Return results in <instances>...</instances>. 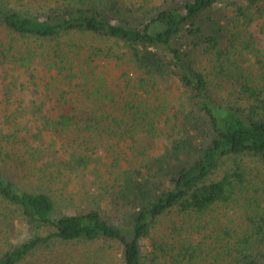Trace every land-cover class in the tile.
Masks as SVG:
<instances>
[{
    "label": "trees",
    "instance_id": "trees-1",
    "mask_svg": "<svg viewBox=\"0 0 264 264\" xmlns=\"http://www.w3.org/2000/svg\"><path fill=\"white\" fill-rule=\"evenodd\" d=\"M10 1L0 0V65L30 67L40 58L75 80L94 57L125 60L143 105L166 116L160 128L127 100L120 109L130 122H106L66 91L47 110L44 102L34 107V139L46 130L74 133L85 148L99 130L128 139L130 151L113 159L108 181L89 196L93 205L66 212L44 191L17 188L28 176L23 165L48 184L57 165L36 164L46 149L18 134L19 124L0 127V264H48L32 260L52 247L81 248L53 264H264V50L253 30L264 35V0ZM151 90L160 92L153 103ZM83 150L72 168L90 162ZM222 208L235 218L212 217ZM167 215L172 231L189 238L154 236ZM201 232L211 252L190 239Z\"/></svg>",
    "mask_w": 264,
    "mask_h": 264
},
{
    "label": "rangeland",
    "instance_id": "rangeland-1",
    "mask_svg": "<svg viewBox=\"0 0 264 264\" xmlns=\"http://www.w3.org/2000/svg\"><path fill=\"white\" fill-rule=\"evenodd\" d=\"M137 1L148 5H158L163 0ZM20 3L11 0L9 5L17 6ZM253 30L257 37L258 46L264 50V35L258 33L255 25ZM89 37L85 36L82 43L87 42ZM101 44L103 45L102 42ZM34 62L30 67L23 65L19 67L13 63L0 65V127H4V131H12L14 123L19 124L21 132L19 130L18 134L25 135V137L27 135L31 143L46 149L45 154L39 153L40 156H38L36 164L40 165L48 161L55 162L57 167H52V169L57 172L55 178L51 180L53 182L48 184L42 181L44 176L41 177L36 173L30 176L31 167L23 165L21 174L27 170L28 176H21V179H18L17 188L21 190L38 189L52 195L58 202L59 209L64 212L90 207L93 204L89 205V196L97 192L100 185L107 182L111 172L115 170L116 163L113 162V159L118 158L119 161L124 153L130 151L127 148L128 139L126 141L120 140L117 138L119 133L113 131L117 134V137H114L111 133L101 130L97 131L98 134L100 133L99 136L97 134L89 136L91 140H88L89 146L86 148L85 145L79 147L77 140L72 141L76 135L71 132L46 130L42 133L41 141L39 138L34 139L32 134L36 132L35 125L37 124L36 116L32 114L34 107L44 102V110H47L54 103V98L61 91H66L67 98L72 100L75 105L97 109V114L101 115L102 113L101 116L106 122L111 118L124 119L126 122H130V114L124 113L120 106L127 100H133L139 105L141 117L152 119L154 116L160 128L163 127L166 111L151 107L149 110L143 105L146 94L128 84L129 77H133L136 72L132 66L127 65L125 60L115 61L102 56L94 57L89 61L88 72L75 80H67L59 77L55 71H48L43 67V61L40 58ZM150 92L152 93L149 94V102L153 103L155 96L160 92H154V90ZM165 95L167 99L169 95ZM12 116L16 118V121L9 120V117ZM28 128L31 130L26 132ZM83 149L90 150L86 153L90 156V162L81 167L72 168L68 161L73 155L84 154ZM13 169L16 170V167L14 166ZM221 216L224 220L232 219L235 218V212L228 208H222L218 213L212 214V217L215 218ZM169 217V215L161 217L154 231V236L162 239L167 238L171 233L174 241L189 238L184 230L172 231ZM208 227L211 232V225ZM126 231L125 229L124 232ZM190 239L197 242L201 240L204 243V249L210 252L213 250L214 243L204 232L195 233ZM80 249V247L69 249L52 247L38 252L32 261L34 262L39 256L41 260L44 256V258L51 260L48 264H53V258L59 257L61 259L70 254L78 255ZM200 260L201 258L198 263L202 262ZM46 263L43 261L42 264ZM160 264H165V260Z\"/></svg>",
    "mask_w": 264,
    "mask_h": 264
}]
</instances>
